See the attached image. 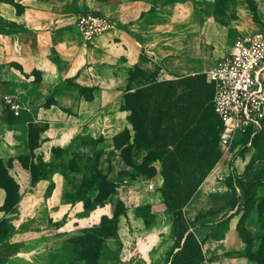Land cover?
<instances>
[{
    "label": "crops",
    "instance_id": "crops-1",
    "mask_svg": "<svg viewBox=\"0 0 264 264\" xmlns=\"http://www.w3.org/2000/svg\"><path fill=\"white\" fill-rule=\"evenodd\" d=\"M236 1V16L229 23L221 20V0H0V99L10 98L19 107L16 115H25L9 119L0 109V159L10 160L8 173L17 186L16 202L8 210L2 208L5 192L0 187V221L9 228L0 244L13 246L3 264H68L70 234L97 224L102 215L110 216L102 206L85 210L81 201L69 198L66 176L56 167L32 180L29 168L18 159L30 153L29 124L44 126L33 148L34 156L43 160L49 159L52 146L65 149L78 135L87 136L82 146L87 157L96 150L112 151V137L125 124L126 112L118 103L131 91L128 70L157 64L195 47L218 45L230 51L231 28L242 34L248 18L255 20L247 2ZM253 2L255 21L264 23V0ZM15 4L21 6L19 11ZM86 11L111 22L110 28L87 42L74 25L75 17ZM62 156L68 160L72 154L67 151L52 162ZM113 157L110 173H117L122 162ZM234 160L238 177H255L252 221L242 215L240 203L227 205L232 187L209 175L188 201L192 207L201 196L205 199L201 208L228 210L194 228L201 252L210 257L208 264H258L247 254H258L263 243L264 147L257 155L246 151ZM160 183L157 176L150 179L154 188ZM117 189L125 214L136 204L153 202L146 186ZM217 199L222 202L214 203ZM152 208L155 214L163 210L159 204ZM199 209L196 205L193 214ZM246 234L252 243L245 240Z\"/></svg>",
    "mask_w": 264,
    "mask_h": 264
},
{
    "label": "rangeland",
    "instance_id": "rangeland-1",
    "mask_svg": "<svg viewBox=\"0 0 264 264\" xmlns=\"http://www.w3.org/2000/svg\"><path fill=\"white\" fill-rule=\"evenodd\" d=\"M239 1L243 3V0ZM237 5L236 0H225L219 7L223 13L221 20L231 23L236 16ZM247 21V30L242 34L235 28H231L229 32L231 40L235 41L239 36L264 30V23L249 18ZM228 51V48L218 45L195 47L193 51L164 59L157 64L151 63L146 64L144 68L129 69L126 80H129L131 91L128 96H122L118 103L120 110L126 112L125 124L112 137V140L114 139L113 150L107 153L96 150L93 157L88 160L82 152L83 142L88 140L87 136L78 135L74 143L67 145L74 153L73 159L68 164L69 168L73 169L68 176L70 190L78 189L87 192L90 201L100 203V206L110 215H105L106 219H102L93 225L94 227L84 228L78 234H70L66 239L70 248L68 264H169L172 255L177 250L174 247L175 242L179 240L181 244L186 231L193 233L197 223L210 221L227 213L226 207L201 208L203 206L201 203L205 200L201 196L196 198V203L192 207H189L188 201L197 186L208 177L210 170L215 165L221 167L223 162L218 140L214 144L217 155L212 158L207 123L204 121L198 124V115L192 108L197 89L202 97L207 98L208 103L202 107L200 113L202 112L204 119H209L207 107L211 95L204 73ZM165 90H168L169 95L168 99L163 102L158 95ZM141 104L143 131L139 132L129 120V116L134 114ZM182 104L186 107L182 118L176 117L171 122L163 119L159 122L157 131L152 130L150 120L155 116V108L161 110L169 106L174 110L172 116H176ZM4 106L5 103L1 98L0 109L4 110L7 118H25L23 113L16 115ZM198 125H200L199 130ZM43 128V125H35L31 128V144L34 140L37 142L38 135ZM188 135L191 136L192 145L183 149ZM241 137H238L233 144L231 159L224 160L228 163L226 171L228 174H224L222 180L212 179L224 181L232 187V191L228 192L227 204L235 206L240 203L243 210L242 215L248 216L252 221L255 214L252 212L251 203L254 202L256 193L251 188L255 184V177H238L235 173L234 159L246 151H251L254 155H257V151H262L264 133L261 134L258 143L257 141L252 142L249 146L240 140ZM34 147L30 149L29 154L25 152L24 155L18 157H22L24 163H31L35 168H42L44 164L51 162L61 149L52 146L49 150V159L43 160L40 155L34 156ZM114 155L120 158L122 168L117 173H110L111 160ZM126 158H128V163L124 161ZM153 176L161 179L160 186L157 188L148 187ZM164 180L166 185L177 193L175 204H169L171 211L164 204L162 192ZM239 183H245V188L248 190L244 193L240 189L237 190L235 186H239ZM120 185L146 186L148 196L153 202L136 204L128 214H125V208L117 189ZM93 187L95 197L90 195ZM72 195H74L73 192ZM221 202L217 199L214 203ZM156 204L163 209L159 214L153 212L152 205ZM196 205L201 210L193 214L196 211ZM112 212L119 214L117 220H110ZM176 214H179L178 219H174ZM3 226L0 227V239L4 236L2 232L6 228L5 225ZM245 240L252 243L248 234ZM12 248V245L1 243L0 260H3ZM209 261L210 257L201 252V264H208Z\"/></svg>",
    "mask_w": 264,
    "mask_h": 264
},
{
    "label": "built area",
    "instance_id": "built-area-1",
    "mask_svg": "<svg viewBox=\"0 0 264 264\" xmlns=\"http://www.w3.org/2000/svg\"><path fill=\"white\" fill-rule=\"evenodd\" d=\"M74 25L80 38L87 42L110 28L111 22L102 14L86 11L75 17ZM204 74L212 87V111L221 122L218 145L223 161L208 175L222 180L228 170L224 160L231 159L238 137L248 134L245 145L249 146L264 126V30L239 36L230 51ZM3 101L17 114V103L7 97Z\"/></svg>",
    "mask_w": 264,
    "mask_h": 264
},
{
    "label": "trees",
    "instance_id": "trees-1",
    "mask_svg": "<svg viewBox=\"0 0 264 264\" xmlns=\"http://www.w3.org/2000/svg\"><path fill=\"white\" fill-rule=\"evenodd\" d=\"M224 1L225 0H221L222 4L224 3ZM247 3L249 5L250 10L253 12L254 18L256 20L257 19L256 7L254 5L253 0H247ZM15 9H16V11H19L21 9V6L18 4H15ZM0 27H1V25H0ZM134 68H136V67H134ZM207 84L210 87V95H212V87L209 83H207ZM127 85L129 86V80H127ZM84 90H86V89H84ZM128 94H130V91L126 92L123 96H128ZM168 95H169L168 90H165L162 94H159L158 97L161 100H163V102H165L166 99H168ZM195 98L196 99H195V102L193 105L194 107L192 108V110L194 111L195 114L197 113V115H198V124H199V122L201 124L204 121L207 123L208 132H209L210 139H211V154H212V158H214L215 155H217V151H215V149H214V144H215V142H217V140L219 138V132L221 130V122L217 118V116L214 115V113L212 111L211 104H210L211 97L209 99V106L207 107V109H209V119L208 120L204 119L202 112L200 113V110L202 109V107L206 106L207 98L202 97L200 94V91L197 89H196ZM182 103L184 104V102H182ZM183 104H182V106H180V110H178V112L176 113V116L175 115L172 116V113L174 112V110L172 108H170L169 106H165L161 110L158 108H155L154 109L155 110V114H154L155 116L150 120V126L152 127V130H154V132H156L157 131L156 128H158L159 122L163 119L171 122L176 117L182 118L184 116V111L186 108V107H183ZM207 105H208V103H207ZM142 115H143V108H142V104H141V106H138V110L136 109L134 114L129 116V120L133 123V125L136 127V129L139 130V132L143 131L142 130V127H143V116ZM33 126H35V125L29 124V126H28V143H27V146H28L29 150L33 146H36V144H37L36 140H34L32 142V144L30 143V141L32 139V134H31L30 130ZM199 128H200V125H198L197 129L199 130ZM260 134L261 133L259 132L253 137V139H252L253 143H255L257 141V138L260 136ZM248 138H249V135L245 134L244 136H242L240 138V140H242L245 143ZM113 142H114V139H113ZM72 143H74V141ZM184 144L185 145H183V149H186L190 145H192V139H191L190 135L187 136ZM114 148H115V145H114ZM67 151L71 152V154H72L71 158H69L68 160H64V157L62 156L61 159H59V161L56 162L55 164L51 161L47 164H44V166H42V168H40V167L35 168L34 166H32L31 163H27V164L24 163L22 157H18V159H19L20 163L22 164V166L29 168L32 180H35L40 175H42L47 168H50L53 166V167H56L57 169H59L60 171H62V173H64V175L66 176V179L68 181L69 173H71L73 170V169L69 168V166H68L70 160H72L74 157L73 151L71 149H69L68 147H66L65 149H60L59 154L56 156V158H58V156H60L61 154L66 153ZM85 157H86V159L89 160L93 156L92 157L85 156ZM56 158H54V159H56ZM124 161H125V163H128V158L124 159ZM9 163H10L9 159H7L5 161L0 159V187L5 192V197H4V201L2 204V208L5 210L10 209V207L16 202V199H17V186H16V183L13 180V178L8 173V169H7ZM106 182H109V181H106ZM68 184H69V182H68ZM110 184H111V182H110ZM239 186H240L241 191L243 193L248 190L247 188H245V183L244 184L239 183ZM253 186H254V184H253ZM93 190H94V187L91 188L90 195L92 197L93 196L95 197V194H93ZM251 190H253V188H251ZM72 192L74 193V195L71 196ZM162 192H163V196H164V204L168 208V210L171 211L169 204H173V205L175 204V201L177 199V193L173 188L168 187L166 185L165 180H164ZM67 196L71 199H76V200L81 201L85 210H90V209L94 208L95 206H100V203H98V202H95L93 200L91 202L89 199V194L83 190L82 191H79L78 189L70 190L67 193ZM90 202L92 204H90ZM227 205L230 206L229 204H227ZM231 206H234V205H231ZM118 215L119 214L112 212L110 220H112V219L117 220ZM174 217H175L174 219H178L179 214H176ZM102 219H106L105 215H102L100 217L99 221H102ZM3 225H5L6 228L2 232V234L6 235L9 228H8L7 224L5 223V221L2 219L0 221V227H2ZM91 227H94V226H91ZM91 227H89V228H91ZM174 247H176L177 250L172 255V259L170 260L169 264H201V262H200V258H201L200 243L196 239L194 233L186 231L181 244H179V240H177L174 244ZM248 251H249V248L247 247V253H249ZM247 255H249V257H251L252 259L256 260L258 262V264H264V234H263V243L261 245L259 253L258 254L253 253V254H247ZM3 261H4V259L0 260V264H3Z\"/></svg>",
    "mask_w": 264,
    "mask_h": 264
}]
</instances>
